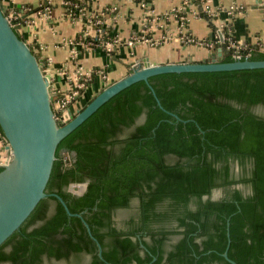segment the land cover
Here are the masks:
<instances>
[{
	"label": "trees",
	"instance_id": "1",
	"mask_svg": "<svg viewBox=\"0 0 264 264\" xmlns=\"http://www.w3.org/2000/svg\"><path fill=\"white\" fill-rule=\"evenodd\" d=\"M148 82L156 97L137 81L56 147L45 191L91 235L45 197L0 245V264H231L227 245L236 264H264V117L252 110L264 105V68ZM74 181L86 182L82 195L66 191Z\"/></svg>",
	"mask_w": 264,
	"mask_h": 264
},
{
	"label": "water",
	"instance_id": "2",
	"mask_svg": "<svg viewBox=\"0 0 264 264\" xmlns=\"http://www.w3.org/2000/svg\"><path fill=\"white\" fill-rule=\"evenodd\" d=\"M261 2L257 0L254 8L264 12ZM198 9L201 10L200 4ZM8 10L0 0V135L11 153L9 162L0 166V245L19 229L37 203L49 196L60 202L67 215L81 218L91 235L81 213H71L63 199L56 193H46L45 187L58 143L112 96L140 80L147 83L155 96L148 79L162 73L264 68V54L252 50L247 57H225L229 50L223 33L218 30L219 43L215 51L202 61L157 63L144 57L125 76L95 94L68 121L60 123L53 108V84L44 69V60L36 56L12 26ZM156 103L160 105L157 98ZM97 245L101 256L100 244ZM140 246L144 247L141 243ZM227 249L228 245L223 257L236 264L228 258Z\"/></svg>",
	"mask_w": 264,
	"mask_h": 264
},
{
	"label": "crops",
	"instance_id": "3",
	"mask_svg": "<svg viewBox=\"0 0 264 264\" xmlns=\"http://www.w3.org/2000/svg\"><path fill=\"white\" fill-rule=\"evenodd\" d=\"M2 1L9 9H17L19 18L23 19L24 23L19 25L17 31L36 56L44 60V69L51 76L55 90L63 92L67 87L66 74L61 70L72 73L77 67H82L88 70L103 69L107 73V80L97 74L93 76L90 85L72 102L70 114L82 109L106 85L125 76L144 57L157 63L188 59L202 61L215 51L219 43L218 30L223 33L225 43L231 37L251 47H264V12L254 8L257 0H199V3L192 0L193 6L186 8L182 7L184 0H81L89 1L93 10H105V27L120 42L110 54L80 44L81 25L64 17L65 0ZM261 3L264 4V0ZM199 4L224 11L213 17L202 13L198 15L195 9L199 10ZM231 5L236 6L237 10L227 14L225 10ZM147 8L152 9L156 18L148 17V30L143 32V17ZM175 9H181L187 31L194 38L215 43L207 47L181 41L179 22L177 17L171 15ZM135 35L147 36L161 41V44L154 47L147 43L127 45L126 42ZM72 49L77 52L74 60Z\"/></svg>",
	"mask_w": 264,
	"mask_h": 264
},
{
	"label": "built area",
	"instance_id": "4",
	"mask_svg": "<svg viewBox=\"0 0 264 264\" xmlns=\"http://www.w3.org/2000/svg\"><path fill=\"white\" fill-rule=\"evenodd\" d=\"M3 2V1H2ZM184 5L182 7H190L193 6L192 0H184ZM64 17L73 20L74 22H78L81 25L80 30V44L83 47H88L92 49H101L104 50L107 54H110L112 51L116 49V47L120 44L117 37L112 36L109 30L106 29L104 24V15L105 10L100 9H92L90 6V2L81 1V0H65L64 3ZM144 6V4L142 3ZM10 8V7H9ZM237 10L236 6H229L225 12L227 14L235 13ZM198 11V12H197ZM224 11V9H211L208 5L201 7V10L195 9V12L199 14H205L209 16H215ZM181 9H175L171 12V15L177 17L176 19L179 22L180 29V39L181 41L188 44H195L198 46H207L211 47L215 42H211L210 40H198L194 38L188 31L185 26L184 17L180 14ZM195 13V14H196ZM8 19L11 22L12 26L17 30L19 25L23 24L24 21L22 18H19V14L14 9L8 10ZM153 17L154 13L152 9L147 8L144 13V23L145 28L143 32H146V22L148 21V17ZM216 43L218 42L215 39ZM147 43L151 46H158L161 44V41L153 40L147 36L143 35H135L132 39L126 42L127 45L141 44ZM226 48L229 50V53L233 57H247L251 46L245 43H238L231 37L226 40ZM253 48V47H252ZM264 51L263 46L257 47ZM75 49V48H74ZM72 58L75 59L77 52L75 50H71ZM134 66V65H133ZM64 74H66L67 78V87L63 92L57 91L53 88L54 97H53V108L55 111V115L57 120L60 123H65L71 117L70 107L72 102L78 98L84 90L87 88V82L92 80L94 75L100 76L102 79L107 80V73L103 69L98 70H88L83 69L82 67H77L73 70L72 73H67L65 70H61ZM107 86V85H106ZM78 112V111H77ZM76 112V113H77ZM7 142L3 136L0 135V166L6 165L11 157V153L8 149H6ZM73 190H78V187L73 184Z\"/></svg>",
	"mask_w": 264,
	"mask_h": 264
},
{
	"label": "rangeland",
	"instance_id": "5",
	"mask_svg": "<svg viewBox=\"0 0 264 264\" xmlns=\"http://www.w3.org/2000/svg\"><path fill=\"white\" fill-rule=\"evenodd\" d=\"M97 94V93H96ZM95 96V95H94ZM253 112L256 113L257 115H260L262 117H264V105H257L255 107H253ZM142 120V118L140 117L137 122H140ZM215 192V191H214ZM214 194V193H213ZM220 193L215 192V196H218ZM129 211L123 210L121 212H118L117 214V221H118V225H122L123 224V220L125 218H127ZM76 262H82V264H85L87 262V257H81V260L76 261V260H72L71 263L65 262V261H54V260H45L43 262V264H79ZM2 264H9V263H2Z\"/></svg>",
	"mask_w": 264,
	"mask_h": 264
},
{
	"label": "flooded vegetation",
	"instance_id": "6",
	"mask_svg": "<svg viewBox=\"0 0 264 264\" xmlns=\"http://www.w3.org/2000/svg\"><path fill=\"white\" fill-rule=\"evenodd\" d=\"M234 169H236L237 170V166L235 165V167H234ZM73 184H75L77 187H78V190H73V188H72V185ZM85 189H86V182H76V181H74V182H70L68 185H67V187H66V191L67 192H69V193H71L72 195H75V196H79V195H82L83 193H84V191H85ZM218 192L219 191V193L221 194H219L218 196H215V192ZM222 189H215V190H213L212 191V193H211V195H210V198L211 199H217V198H219V196L221 197L222 196ZM214 193V194H213ZM137 236H139V235H137ZM139 238V237H138ZM101 247V246H100ZM101 250V249H100ZM86 257H88V256H86Z\"/></svg>",
	"mask_w": 264,
	"mask_h": 264
}]
</instances>
